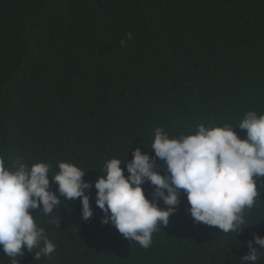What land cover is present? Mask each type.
Listing matches in <instances>:
<instances>
[{"label": "trees", "instance_id": "16d2710c", "mask_svg": "<svg viewBox=\"0 0 264 264\" xmlns=\"http://www.w3.org/2000/svg\"><path fill=\"white\" fill-rule=\"evenodd\" d=\"M248 111L264 114V0H0V157L47 163L54 193L61 161L93 185L87 221L79 198L60 197L49 216L30 210L56 248L16 262L241 264L247 242L264 237V177L240 232L195 222L180 190L148 248L101 223L94 183L106 161H131L137 147L154 157L157 127L175 138L229 124L244 139L237 126ZM155 170L166 174L164 161ZM142 187L151 200L154 186ZM0 264H14L2 248Z\"/></svg>", "mask_w": 264, "mask_h": 264}, {"label": "clouds", "instance_id": "9594fccd", "mask_svg": "<svg viewBox=\"0 0 264 264\" xmlns=\"http://www.w3.org/2000/svg\"><path fill=\"white\" fill-rule=\"evenodd\" d=\"M126 37L132 39V34ZM120 44L125 46L126 40ZM237 127L246 130V138L241 139L229 124H200L194 134L175 138L157 127L151 145L154 157L137 147L131 161H106L94 183L95 204L104 213L101 223H111L123 237L148 248L157 226H166L177 210L183 190L190 204L187 211L195 222L217 227L224 234L240 232L245 225L244 210L261 203L257 184L264 177V114L248 111ZM157 159L164 161L166 174L155 170ZM58 169L51 175L58 185L57 195L49 190L47 163L36 162L29 168L17 161L6 166L0 157V248L14 264H19L15 258L25 250L38 249L34 258L40 259L56 248L30 210L49 216L62 203L60 197L79 198L82 219L93 216L86 194L93 185L83 179L85 171L65 161L59 162ZM145 182L154 186L151 200L142 187ZM158 200L166 207H159ZM253 243L264 248V237L254 235L247 242L249 251L241 264L257 261L260 250Z\"/></svg>", "mask_w": 264, "mask_h": 264}]
</instances>
